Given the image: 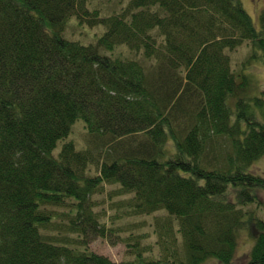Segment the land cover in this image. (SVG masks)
<instances>
[{"label": "trees", "instance_id": "16d2710c", "mask_svg": "<svg viewBox=\"0 0 264 264\" xmlns=\"http://www.w3.org/2000/svg\"><path fill=\"white\" fill-rule=\"evenodd\" d=\"M90 1L0 0V264H232L243 234L264 264V92L230 56L264 65V4ZM70 17L103 32L67 38Z\"/></svg>", "mask_w": 264, "mask_h": 264}, {"label": "rangeland", "instance_id": "374dc122", "mask_svg": "<svg viewBox=\"0 0 264 264\" xmlns=\"http://www.w3.org/2000/svg\"><path fill=\"white\" fill-rule=\"evenodd\" d=\"M129 0H91L88 3L89 8H98L101 15H109L112 13L120 12L124 7L127 6ZM246 11L251 15L253 20H256L258 12L262 8L264 4V0H242ZM71 19L65 24L64 27V35L67 38H71L74 40H80L81 42H93L96 37L103 32V25L98 24L95 26H91L88 23L78 24V21L75 17ZM93 40V41H92ZM250 54V48L247 43H244L236 50L230 52V56L232 58V63L237 67V70L240 68L241 63L247 64L246 68L253 84L257 90V93L263 91L264 92V65L263 63H258L257 61H248V56ZM83 121L78 119L75 121V124L72 125V132H70L68 136V140H72L76 148H81L83 146V140L85 136V131L83 128ZM60 146V142L57 144L54 149V153L58 151ZM256 166L260 168V171H264V159H260L256 162ZM262 202L264 205V192H261ZM161 212L148 214V215H140L137 217H133L131 221H145L146 226L145 230H150L151 225L150 222L154 219V215L160 216ZM154 237V235H153ZM240 241L242 242L243 248L239 249L238 254L233 260L232 264H244L245 260H247V248L248 244L245 243L246 237L245 235L240 236ZM89 249L108 256L109 259L119 263L123 260H127L131 258L128 254V249L126 244L122 240H118L112 242L108 237L98 236L95 238H91L89 242ZM204 264H220L214 260H208Z\"/></svg>", "mask_w": 264, "mask_h": 264}]
</instances>
